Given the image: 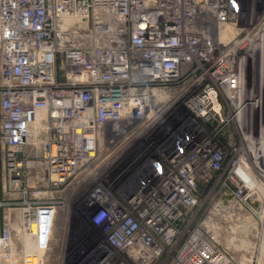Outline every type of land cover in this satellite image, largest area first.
<instances>
[{
	"label": "built area",
	"instance_id": "built-area-1",
	"mask_svg": "<svg viewBox=\"0 0 264 264\" xmlns=\"http://www.w3.org/2000/svg\"><path fill=\"white\" fill-rule=\"evenodd\" d=\"M263 180L264 0H0V215L60 264H239Z\"/></svg>",
	"mask_w": 264,
	"mask_h": 264
},
{
	"label": "rangeland",
	"instance_id": "rangeland-1",
	"mask_svg": "<svg viewBox=\"0 0 264 264\" xmlns=\"http://www.w3.org/2000/svg\"><path fill=\"white\" fill-rule=\"evenodd\" d=\"M255 185L259 187L261 192L260 206L262 208L261 209L262 213H260L258 215V218L254 220L256 221V224H258L257 228L250 230L252 226H254V222L245 223L246 225L250 224L248 225L249 231L243 233L244 235L243 240H247V243L245 245L241 243L239 238H238V242L231 241L230 239L231 236H233V234H230V232H226L223 236L224 240L227 241L226 244L228 251L237 259L239 264H264V250H263L264 249V187H263L264 183L263 186L258 183ZM4 216H5L4 214L0 215V223L2 224V226L5 221L7 224L10 223L11 230H10L9 244L5 245L4 247L0 246V264H24V258L28 253H26L27 245L25 243L26 240L24 238L25 233H23L22 230H19L20 229L19 223L21 222L19 220V216L18 215L8 216L9 221L5 220ZM59 218L61 219V216ZM78 226H79V222L75 218H73L71 223L70 235L66 240L70 251L74 250L73 244L75 243L74 241L75 234L78 233L79 231ZM60 233H62L60 230H55L54 232L53 240L55 246H53L52 251L46 252L45 249V250H41L40 255L38 253L41 259L40 264H60V261H58L59 255L61 254L62 249H64V247L60 244L61 243L60 240H62V238L58 237ZM0 234L3 235V229L0 230ZM58 241L60 242L59 245H58ZM235 246L237 247L235 248Z\"/></svg>",
	"mask_w": 264,
	"mask_h": 264
},
{
	"label": "bare ground",
	"instance_id": "bare-ground-1",
	"mask_svg": "<svg viewBox=\"0 0 264 264\" xmlns=\"http://www.w3.org/2000/svg\"><path fill=\"white\" fill-rule=\"evenodd\" d=\"M42 129V122H41V119H39L35 125H34V128H33V138H32V141L35 143L37 140H38V134L40 133V130ZM250 225V224H248ZM248 225L244 224L242 225V227H240V229H238V232H241L242 234L243 233H246L247 231H249V228H248ZM34 230L37 229L36 225L33 226ZM20 230V229H19ZM18 230V231H19ZM25 238V243H26V247H27V251L26 253H34V252H37V254L39 253V255L41 254V248L38 246V239L32 237L30 234H25L24 236ZM232 243V242H231ZM244 245L247 243V240H243L242 242ZM250 245V244H249ZM25 247V249H26ZM237 246H235L236 248ZM249 247V246H248ZM243 248V247H241ZM240 248V249H241ZM264 250V249H263ZM250 252V251H249Z\"/></svg>",
	"mask_w": 264,
	"mask_h": 264
},
{
	"label": "crops",
	"instance_id": "crops-1",
	"mask_svg": "<svg viewBox=\"0 0 264 264\" xmlns=\"http://www.w3.org/2000/svg\"><path fill=\"white\" fill-rule=\"evenodd\" d=\"M59 230V229H58Z\"/></svg>",
	"mask_w": 264,
	"mask_h": 264
}]
</instances>
